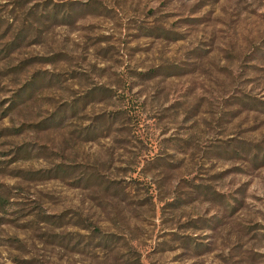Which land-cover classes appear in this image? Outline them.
<instances>
[{
  "label": "rangeland",
  "instance_id": "obj_1",
  "mask_svg": "<svg viewBox=\"0 0 264 264\" xmlns=\"http://www.w3.org/2000/svg\"><path fill=\"white\" fill-rule=\"evenodd\" d=\"M0 264H264V0H0Z\"/></svg>",
  "mask_w": 264,
  "mask_h": 264
}]
</instances>
